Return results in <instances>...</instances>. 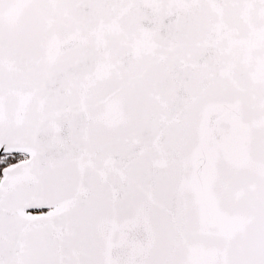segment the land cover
I'll use <instances>...</instances> for the list:
<instances>
[{
    "label": "snow or ice",
    "instance_id": "1",
    "mask_svg": "<svg viewBox=\"0 0 264 264\" xmlns=\"http://www.w3.org/2000/svg\"><path fill=\"white\" fill-rule=\"evenodd\" d=\"M0 264H264V0H0Z\"/></svg>",
    "mask_w": 264,
    "mask_h": 264
}]
</instances>
